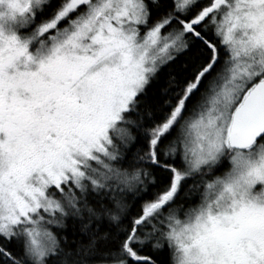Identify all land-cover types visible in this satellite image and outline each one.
<instances>
[{
    "label": "snow or ice",
    "instance_id": "obj_1",
    "mask_svg": "<svg viewBox=\"0 0 264 264\" xmlns=\"http://www.w3.org/2000/svg\"><path fill=\"white\" fill-rule=\"evenodd\" d=\"M0 264H264V0H0Z\"/></svg>",
    "mask_w": 264,
    "mask_h": 264
}]
</instances>
